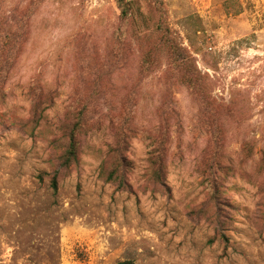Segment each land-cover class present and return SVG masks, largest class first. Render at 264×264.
Returning <instances> with one entry per match:
<instances>
[{
	"label": "rangeland",
	"instance_id": "obj_1",
	"mask_svg": "<svg viewBox=\"0 0 264 264\" xmlns=\"http://www.w3.org/2000/svg\"><path fill=\"white\" fill-rule=\"evenodd\" d=\"M125 1L128 22L117 0H0L20 44L0 78V264H264V0ZM165 29L210 78L219 145L169 58L143 68Z\"/></svg>",
	"mask_w": 264,
	"mask_h": 264
},
{
	"label": "trees",
	"instance_id": "obj_2",
	"mask_svg": "<svg viewBox=\"0 0 264 264\" xmlns=\"http://www.w3.org/2000/svg\"><path fill=\"white\" fill-rule=\"evenodd\" d=\"M117 5L120 10V20L123 22H128L131 20V4L125 0H117ZM5 35L0 34V78L7 79L9 75V69L13 67L17 61L18 57L15 56V50L19 46L18 38L15 35V31L12 27H6L4 30ZM168 30L165 29L164 33L159 36V41L151 43L148 45L146 52L143 55V68L148 72L153 71L154 64L158 59L159 55H166L167 59L171 63L168 71H171L173 77H176L180 83L189 87L192 92L199 95L200 99L204 101L203 111L206 114L205 127L213 138L215 144L219 145L221 143V132L218 131L216 126L215 117L211 115L210 111H206L207 108L212 106V91H211V81L207 74H203L197 67V64L193 57H191L183 48H181L172 38L171 35L167 34ZM152 37H156L155 34H151ZM135 39H140L138 35ZM146 40V38L144 37ZM119 42L122 38H117ZM39 105V97L35 100V111L37 112ZM77 109V108H76ZM76 109L72 112L68 119L72 121V125L69 124L68 127V144L66 152L63 156V165L69 166L77 158V151L79 145V134L88 125L86 112L87 106H83L79 111ZM214 155L209 163V171L215 173L216 163ZM119 163H123L122 158L119 159ZM161 163L160 158L156 157L153 160V166L151 168V173L156 179H161ZM54 187L56 183L54 182ZM214 188V187H212ZM224 237V236H222Z\"/></svg>",
	"mask_w": 264,
	"mask_h": 264
}]
</instances>
